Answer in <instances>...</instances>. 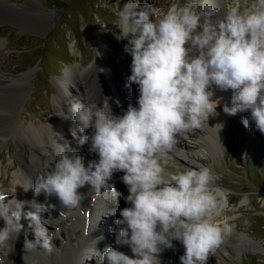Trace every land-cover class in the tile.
Here are the masks:
<instances>
[{
  "label": "clouds",
  "instance_id": "clouds-1",
  "mask_svg": "<svg viewBox=\"0 0 264 264\" xmlns=\"http://www.w3.org/2000/svg\"><path fill=\"white\" fill-rule=\"evenodd\" d=\"M116 15V39L127 40L124 51L132 58L128 80L138 87L136 105L130 101L116 115L109 97L102 103L87 98L70 102V119L80 133H88L79 143H87L98 159L86 162L68 150L67 141H53L54 164L23 187L35 197L43 195L44 202L8 199L11 193L0 189V247L12 248L9 242L19 236L24 216L35 235V242L26 240L25 245L51 254L56 232L48 230L43 216L57 207L50 198H57L60 219H66L89 192L116 199L110 181L122 172L129 206L115 220L116 246L100 254L104 264H162L161 254L173 248V241L184 248L180 264H207L238 227L217 223L230 208L226 190L210 166L181 170L170 164V153L180 138L189 139L218 115L222 98L214 99L217 90L231 91L224 113H250L241 123L245 128L254 123L264 135V0H234L222 17L214 9H202L199 0H170L163 14L151 4L127 0ZM92 69L97 70L95 59L82 75ZM70 132L77 138L76 128ZM86 186L89 191L81 192ZM25 204L31 209L27 213ZM243 226L250 221L245 218ZM123 246L131 256L120 250ZM0 264H5L2 257Z\"/></svg>",
  "mask_w": 264,
  "mask_h": 264
},
{
  "label": "rangeland",
  "instance_id": "rangeland-1",
  "mask_svg": "<svg viewBox=\"0 0 264 264\" xmlns=\"http://www.w3.org/2000/svg\"><path fill=\"white\" fill-rule=\"evenodd\" d=\"M2 1L15 6L18 10L12 9L14 13L27 15L30 23H38L43 14H52V19L43 30L34 28V26H19L14 21L11 23L8 20H0V64L2 65L0 66V87L11 83L13 78L21 77L25 72L30 71L32 74V83L31 86L29 85L20 110L25 116L23 120L26 124L42 119L47 122L53 115L56 104L54 97L57 93L59 79L65 76L66 69L80 61L84 64L92 62L99 57V52L106 62V68L111 72V80L116 86L119 99H122L125 104L124 109H127L130 101L134 106L136 105L135 100L139 93L137 85L128 80L131 74L132 58L124 51L127 40L116 39L120 32L115 24L116 14L127 0ZM138 2L151 4L163 14L170 0H138ZM199 2L201 8L206 9L205 0H199ZM233 3L234 0L223 2V15L233 6ZM94 76L95 72L90 75L89 81H93ZM68 85L70 92L63 100L64 103L77 99L76 96L79 94L74 83ZM248 116L250 113H237L235 116L223 115L226 122L225 136L229 140L221 144L220 148L215 149L210 144V138L208 140L210 131L205 126L192 132L187 140L180 138L178 142L182 148L180 155H175L177 145L170 153V164L181 170L198 165L210 166L221 177L217 182L218 186L226 190L230 208L225 209L217 218V223L236 224L238 234L228 236L227 250H224L221 245L215 255L209 257L207 264H264V251L251 248L245 240L239 237L246 234L264 246V145L263 143L259 146L256 143L252 145L255 152L247 144L249 128L251 133L259 136V142L261 138L263 140L264 135L255 130L254 123H252V128L251 126L244 127L241 121ZM0 147V155L4 159L1 163V180L8 183L9 179L5 169L13 167L9 154L15 158V143L10 138L7 142L1 140ZM113 178L115 180L116 176ZM119 183L120 190L115 189L118 193L116 199L111 195L105 198L106 200L104 199L108 204L111 202L117 204L116 212L107 209V213L104 209H100L98 216H94L95 223L99 225L95 226L91 233L88 230L89 235L95 232L93 250H89L87 254L84 253V258L86 257L88 261L84 258L77 259L74 264H104L100 254L107 247L116 246L118 226L115 220L119 218V210L129 206L125 200L129 194L128 189L125 185L126 189H123L122 181ZM109 213L114 215V222L108 218ZM245 218L250 221V226L247 228L243 226ZM101 219L104 221L102 224ZM30 230H32L31 227ZM79 231L83 232V229L79 228ZM102 236L105 239L102 242L103 245L95 246L97 241L103 238ZM24 237L28 239L26 234ZM235 237H239V240ZM55 241L61 243L63 237L57 235ZM120 250L132 255L127 246L121 247ZM183 253V246L178 241H173V248L164 249L160 259L162 264H180L179 258ZM5 264H28V262L20 256L17 260L5 262Z\"/></svg>",
  "mask_w": 264,
  "mask_h": 264
},
{
  "label": "bare ground",
  "instance_id": "bare-ground-1",
  "mask_svg": "<svg viewBox=\"0 0 264 264\" xmlns=\"http://www.w3.org/2000/svg\"><path fill=\"white\" fill-rule=\"evenodd\" d=\"M225 1L226 0H205V8L214 9L216 17H222L224 11L223 2ZM12 9L16 10L17 8L0 0V20L14 21L19 26H34V28L43 30L52 19V14L46 13L43 14L41 18L39 17L38 23H30L29 18L26 17L27 15L14 13ZM90 63L84 64L80 61L66 69L65 76L59 79L57 93L54 97V102L56 104L53 115L49 117L47 122L42 119L38 122L30 121L29 124H26L23 120L25 116L20 110L23 106L25 95H27V90H29V85L31 86L32 83V74L30 71L23 73L19 78H13L11 83L4 84V86L0 87V146L1 140L7 142L10 138L14 141L16 150L15 158L9 154L13 167L11 169H5V173L8 175L9 179L8 183L1 180V163L4 159H2L0 155V189L7 193H11L8 199L14 198L18 201L28 202L35 198L38 202H44L45 197L43 195L35 197L34 191L31 188L26 192L23 187H29L31 183L35 181V176L39 172L44 171L46 167L54 164L56 157L52 154L50 147L53 141H58L60 143L67 141L70 147L68 150L71 151L72 149L83 155L86 162L91 159H98L96 154L88 152L87 143L83 145L79 143V137L87 135L88 133H80L76 123L70 119L69 107L70 102L74 99H71L69 103L63 102L66 95L70 92L68 84L74 83L77 86L79 94L76 97L79 99L87 98L90 102L102 103L104 97H109V104L113 113L116 115L122 114L125 110V104L122 99H119L116 86L111 80V72L106 68V62L103 60L100 52L99 57L95 59L97 70L92 69L87 74L82 75L83 69ZM0 66L2 67L1 64ZM93 72H95L94 79L93 81H89L90 75ZM86 80H88V82ZM216 98H222L216 109L218 115L210 117L208 126L206 125L207 129L210 131L208 140L210 138L209 142L215 149L220 148L221 144H225L229 140L227 136H225L226 132L224 131L226 122L223 115L225 114L228 116V114L224 113L223 104H230L231 91L221 92L217 90L214 99ZM117 101H119V103H117ZM64 114L68 115L69 118L65 119L63 116ZM74 128L77 129V138H73L70 134V129ZM60 136L63 137V140H60ZM180 149H182L180 144H177L175 155L181 154ZM122 175V172L115 173L113 176H116V179L114 180L113 178V181H110L115 184V189L117 190H120L121 186L119 181H121L120 178ZM122 186H124V184ZM123 189H126V187L124 186ZM80 191L86 193L89 189L86 186L80 189ZM104 199V196L96 197L93 193L89 192L88 197L82 202L81 208L73 210L68 213L66 219L61 220L59 201L55 197L50 198L49 202L56 204L57 207L55 210H51L50 214H43L44 218L48 219V225H46V227L50 232H56V236L61 235L63 237V242L57 243L55 241L56 237H54L53 243L55 247L51 254H48L39 246L34 247L25 245L26 239L24 234L28 237L27 241L33 243L35 242V236L32 234L34 233L33 229L30 230L29 227L30 220L22 216L21 223L24 226L23 229L16 239L13 237L12 241L9 242L12 248L7 246L0 247V257L4 258L5 262H12L21 256L27 260L28 264H74L77 259H83L85 254L93 250L92 244L95 243L93 239L95 232L93 235L88 234V230L89 233H91L95 229V226L99 225L95 223L94 216H98L100 209H104L106 212L107 209L114 210V212L117 210L116 203L111 202V204H108ZM30 210L28 204H25L24 213ZM113 216L109 213L108 218H111L110 221L112 222H114ZM52 222L54 224H52ZM102 222H104L103 219H101L100 223L102 224ZM2 226L3 222L0 221V227ZM79 228L83 229V232L79 231ZM235 234H238L236 230L231 235L234 236ZM227 237L222 244L224 250H227L226 245L229 242ZM239 237L245 240L251 248L264 251V246H262L261 243L253 240L246 234H242ZM239 237L235 238L238 239ZM104 241L105 239L103 237L101 240L97 241V245L95 244V246H101L100 244ZM28 247H30V249H28ZM84 259L87 260L86 257Z\"/></svg>",
  "mask_w": 264,
  "mask_h": 264
},
{
  "label": "water",
  "instance_id": "water-1",
  "mask_svg": "<svg viewBox=\"0 0 264 264\" xmlns=\"http://www.w3.org/2000/svg\"><path fill=\"white\" fill-rule=\"evenodd\" d=\"M9 21V20H8ZM13 21H11V23H12ZM16 25H18L17 23H15ZM27 31H29V30H27ZM252 123H251V128H252ZM258 138H259V136H257L255 133H251V131H250V128H249V134H248V139H247V144H248V146H250L251 148H252V150L253 151H255L254 149V147L252 146V145H254L255 143H256V145H260V143L262 144L263 143V145H264V136H263V140H262V138H261V140H260V142H259V140H258ZM256 152V151H255Z\"/></svg>",
  "mask_w": 264,
  "mask_h": 264
},
{
  "label": "trees",
  "instance_id": "trees-1",
  "mask_svg": "<svg viewBox=\"0 0 264 264\" xmlns=\"http://www.w3.org/2000/svg\"><path fill=\"white\" fill-rule=\"evenodd\" d=\"M114 1V0H113Z\"/></svg>",
  "mask_w": 264,
  "mask_h": 264
}]
</instances>
